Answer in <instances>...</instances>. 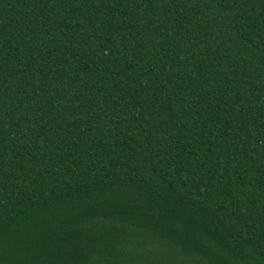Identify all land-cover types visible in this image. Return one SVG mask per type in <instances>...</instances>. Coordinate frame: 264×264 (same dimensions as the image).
I'll list each match as a JSON object with an SVG mask.
<instances>
[{"label":"trees","instance_id":"16d2710c","mask_svg":"<svg viewBox=\"0 0 264 264\" xmlns=\"http://www.w3.org/2000/svg\"><path fill=\"white\" fill-rule=\"evenodd\" d=\"M0 264H264V0H0Z\"/></svg>","mask_w":264,"mask_h":264}]
</instances>
